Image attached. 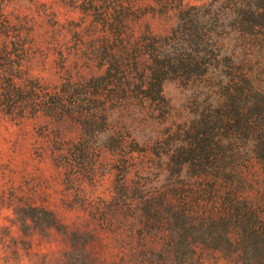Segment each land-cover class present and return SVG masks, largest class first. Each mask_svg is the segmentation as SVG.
Returning a JSON list of instances; mask_svg holds the SVG:
<instances>
[{
    "label": "rangeland",
    "instance_id": "obj_1",
    "mask_svg": "<svg viewBox=\"0 0 264 264\" xmlns=\"http://www.w3.org/2000/svg\"><path fill=\"white\" fill-rule=\"evenodd\" d=\"M254 1L0 0V264H263V224L207 236L263 218L253 136L204 134L263 87Z\"/></svg>",
    "mask_w": 264,
    "mask_h": 264
},
{
    "label": "trees",
    "instance_id": "obj_2",
    "mask_svg": "<svg viewBox=\"0 0 264 264\" xmlns=\"http://www.w3.org/2000/svg\"><path fill=\"white\" fill-rule=\"evenodd\" d=\"M248 9L249 11L246 9L242 14H244L247 19L252 20V28L263 27L264 0H255L254 3H252L248 7ZM244 82L245 83L243 84L245 85L243 86L237 85L232 87H224L223 90L225 105L223 107H226V113H224L223 117H219L212 127L208 122H205L204 134H207L211 128L229 129L233 127V130H235L236 132H246L245 135L253 136V141L255 142V144L253 145L254 149L252 151V154L254 158L263 163V218H255V220H245L243 217H241L242 215L247 214L243 213V211H246V209H243L244 206L237 202L233 203V201L224 200V202H222V205L224 206L225 215L228 214L234 217H231V219H224L223 217L212 221V223L209 225V234H207V236L208 238H212L208 239L211 245L215 244V247L221 249L229 248L231 246L229 242H231L230 239L232 238L234 230H242L245 233H258L263 224V240L261 241L263 243L262 246L256 247L255 244H250L254 245V252L263 257V261L261 262L264 264V83L262 87L257 85L252 80L249 81L245 79ZM223 139V136L220 137L217 134L218 141L216 143L219 146L218 149H221L220 144ZM221 165H223L224 167L227 166V164L221 162V164L217 165L216 168L220 170L219 167ZM236 181L238 183L237 188H241L246 184V180L243 177H239ZM141 203L146 204L143 214L147 216L148 221L152 219L158 220V207H156L152 203V201L148 202L145 201V199L142 200ZM152 207L153 210L155 209L156 211L151 210ZM235 217H239V219L235 220ZM216 228H219V231H225L224 233L228 238L225 242L222 241L220 244H218L219 237L217 238V236H215L217 233ZM205 236L206 235H204V237ZM258 236L261 237L259 234ZM183 247L194 248L195 246L193 242L189 243L188 241H184L179 245V248Z\"/></svg>",
    "mask_w": 264,
    "mask_h": 264
}]
</instances>
